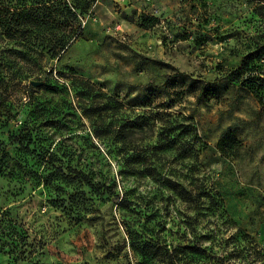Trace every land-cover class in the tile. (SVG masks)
<instances>
[{"label":"rangeland","instance_id":"rangeland-1","mask_svg":"<svg viewBox=\"0 0 264 264\" xmlns=\"http://www.w3.org/2000/svg\"><path fill=\"white\" fill-rule=\"evenodd\" d=\"M57 1L0 29V264H264V0Z\"/></svg>","mask_w":264,"mask_h":264},{"label":"trees","instance_id":"trees-1","mask_svg":"<svg viewBox=\"0 0 264 264\" xmlns=\"http://www.w3.org/2000/svg\"><path fill=\"white\" fill-rule=\"evenodd\" d=\"M38 4L42 7V11L39 13L35 12L37 8L32 5H22L13 9L0 6V29H4V33L8 34L9 37H21L24 35V30L30 26L48 28L55 25L59 26L58 24L64 25L68 29V33L65 36H57L56 40H59V43L53 45L54 54H58L64 50L67 39L77 32L80 24L65 21V18L61 22L58 21L60 15L64 17L66 15L75 16V13L60 1L40 0ZM155 20L156 18L152 16L144 15L142 17L144 24H150ZM251 57H253L252 53L244 55L241 64L233 71L232 75L237 81L247 85L253 91L258 98L260 109L264 112V77L260 76V71L256 65H250Z\"/></svg>","mask_w":264,"mask_h":264}]
</instances>
